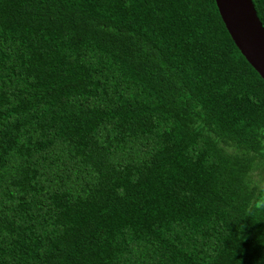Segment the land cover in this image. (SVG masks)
<instances>
[{
  "label": "trees",
  "instance_id": "16d2710c",
  "mask_svg": "<svg viewBox=\"0 0 264 264\" xmlns=\"http://www.w3.org/2000/svg\"><path fill=\"white\" fill-rule=\"evenodd\" d=\"M263 166L214 0H0V264H264Z\"/></svg>",
  "mask_w": 264,
  "mask_h": 264
},
{
  "label": "water",
  "instance_id": "95a60500",
  "mask_svg": "<svg viewBox=\"0 0 264 264\" xmlns=\"http://www.w3.org/2000/svg\"><path fill=\"white\" fill-rule=\"evenodd\" d=\"M232 41L264 80V27L251 0H214Z\"/></svg>",
  "mask_w": 264,
  "mask_h": 264
},
{
  "label": "clouds",
  "instance_id": "9594fccd",
  "mask_svg": "<svg viewBox=\"0 0 264 264\" xmlns=\"http://www.w3.org/2000/svg\"><path fill=\"white\" fill-rule=\"evenodd\" d=\"M258 193H264V182L257 183ZM264 212V195H259L258 198L249 206V213ZM243 226H241L242 228Z\"/></svg>",
  "mask_w": 264,
  "mask_h": 264
},
{
  "label": "rangeland",
  "instance_id": "374dc122",
  "mask_svg": "<svg viewBox=\"0 0 264 264\" xmlns=\"http://www.w3.org/2000/svg\"><path fill=\"white\" fill-rule=\"evenodd\" d=\"M253 179H258L259 177H261V181L264 180V166L263 168H254L252 171H251V174Z\"/></svg>",
  "mask_w": 264,
  "mask_h": 264
}]
</instances>
